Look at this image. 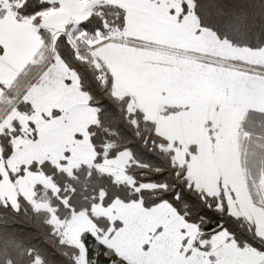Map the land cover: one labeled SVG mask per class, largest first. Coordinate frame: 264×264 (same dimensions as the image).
<instances>
[{
	"label": "snow or ice",
	"instance_id": "snow-or-ice-1",
	"mask_svg": "<svg viewBox=\"0 0 264 264\" xmlns=\"http://www.w3.org/2000/svg\"><path fill=\"white\" fill-rule=\"evenodd\" d=\"M144 73L182 102L153 117ZM97 84L127 101L134 139L92 103ZM50 91L85 114L71 141L41 132L69 114L37 103ZM117 206L160 222L128 243ZM21 215L50 229L54 264H264V0H0V264L24 251Z\"/></svg>",
	"mask_w": 264,
	"mask_h": 264
},
{
	"label": "rangeland",
	"instance_id": "rangeland-1",
	"mask_svg": "<svg viewBox=\"0 0 264 264\" xmlns=\"http://www.w3.org/2000/svg\"><path fill=\"white\" fill-rule=\"evenodd\" d=\"M134 44L136 43L134 42ZM138 46L139 45H137V47ZM185 47H195V44L194 42H186ZM177 52L180 56L187 57L191 60H196L200 64L204 65H207L214 60V57L204 56L193 51H184L183 49H180L177 50ZM130 74H136V67L134 64H131V62ZM154 80L155 77L151 73H144L141 75L140 79V83L145 89L146 99L151 106L150 111L153 117H155V110L158 106L164 104L176 105L182 102V89H176L166 97H159V95H157L155 98H153L151 96V87ZM117 97L121 98V96ZM37 103L45 110L58 106L69 109L66 123L61 124L58 119L48 124H44L43 121H41V132L48 139L50 144H55L61 141H71L73 134L81 130L83 121L85 119V114L80 109L74 107L76 103L74 97H68L62 93L50 91L38 96ZM45 114L47 115V111ZM117 208L118 214L123 216L128 222L129 232L127 242L131 244H135L138 240L143 238L145 229L154 227L160 222L159 215L143 213L137 207L129 208L117 206ZM81 226L87 227L89 225L85 221Z\"/></svg>",
	"mask_w": 264,
	"mask_h": 264
},
{
	"label": "trees",
	"instance_id": "trees-1",
	"mask_svg": "<svg viewBox=\"0 0 264 264\" xmlns=\"http://www.w3.org/2000/svg\"><path fill=\"white\" fill-rule=\"evenodd\" d=\"M103 79V77H102ZM101 102V106L105 108L106 111H110L113 116H117L120 120L118 125V130L122 132L120 143L122 144L125 139H134L132 136V129L124 125L123 123V111L120 113L116 112V108L123 109L127 103L123 97H116L113 99L111 96H108L106 91L101 90L99 84L96 85V92L92 97V103L96 104L97 101ZM135 119L141 121V131L151 133L152 128L150 124H144L143 118L140 113H136ZM105 123H107L102 115L101 118V127L95 129L98 139H112V137H106V133L102 130ZM113 125L108 124V127ZM28 216H31L29 212ZM28 216L21 215L16 218L15 223L11 225L13 234L23 241L22 252L21 249L12 248L9 249L8 255L12 257L13 264H36L35 258L39 257L42 260V264H54L53 254L57 251L55 238L50 236L48 233L49 228L40 224L37 225L34 219H29ZM31 247L34 252L32 256H28L26 249ZM0 259H3V256L0 255Z\"/></svg>",
	"mask_w": 264,
	"mask_h": 264
},
{
	"label": "crops",
	"instance_id": "crops-1",
	"mask_svg": "<svg viewBox=\"0 0 264 264\" xmlns=\"http://www.w3.org/2000/svg\"><path fill=\"white\" fill-rule=\"evenodd\" d=\"M133 43H134V42H133ZM135 43H136V44H134V45H136V46H137V45H139V43H138V42H135Z\"/></svg>",
	"mask_w": 264,
	"mask_h": 264
}]
</instances>
